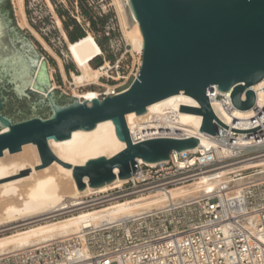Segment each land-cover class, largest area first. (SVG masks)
I'll list each match as a JSON object with an SVG mask.
<instances>
[{"label":"water","instance_id":"obj_1","mask_svg":"<svg viewBox=\"0 0 264 264\" xmlns=\"http://www.w3.org/2000/svg\"><path fill=\"white\" fill-rule=\"evenodd\" d=\"M0 10V156L35 143L42 165L57 158L50 139L63 140L77 129L91 130L111 119L127 147L111 158L102 156L75 166L79 190L130 178L138 159L148 163L169 160L173 150L195 149L199 138H155L134 143L127 124L130 112L143 114L150 104L182 91L201 107L181 105L180 111L203 116L201 130L215 135L217 124L235 132H252L264 126L240 130L220 121L211 105L208 89L214 85L229 91L233 105L247 110L256 101L253 85L264 79V0H129L144 37L139 75L120 94L80 101L44 85L43 92L30 88L41 53L16 24L10 0ZM45 63V62H44ZM246 91L247 99L242 100ZM47 92V95L44 94ZM119 169V173L115 169ZM31 168L10 179L29 174Z\"/></svg>","mask_w":264,"mask_h":264},{"label":"built area","instance_id":"obj_2","mask_svg":"<svg viewBox=\"0 0 264 264\" xmlns=\"http://www.w3.org/2000/svg\"><path fill=\"white\" fill-rule=\"evenodd\" d=\"M109 62L111 66L105 63L100 68L115 79L109 74L114 70L121 74L123 68ZM111 86L114 91L109 94L107 88L101 98L126 89ZM253 90L256 101L247 117L236 115L233 89L216 92L214 85L208 96L211 105L212 99H219L229 112L226 118L216 114L222 123L249 130L264 123V83ZM246 99L245 91L242 100ZM155 122L156 118L149 123ZM215 133H209L212 144H200L197 151L173 150L169 160L155 164L138 160L140 170L123 184L85 196L72 207L71 212L78 213L157 194L168 201L162 209L87 232L89 258L82 256L84 245L73 236L5 256L0 264H264V126L242 133L217 124ZM155 138L190 137L165 127L144 131L138 140L132 137L134 143ZM204 175L217 184L185 199L173 198V191L190 187ZM70 252L75 258L66 259Z\"/></svg>","mask_w":264,"mask_h":264},{"label":"bare ground","instance_id":"obj_3","mask_svg":"<svg viewBox=\"0 0 264 264\" xmlns=\"http://www.w3.org/2000/svg\"><path fill=\"white\" fill-rule=\"evenodd\" d=\"M47 1L52 7L51 1ZM17 3L26 22L24 2L23 0H17ZM114 3L117 7L126 40L133 46L134 50L141 54V68L144 37L133 14L130 2L129 0H114ZM25 22L20 24L24 25ZM58 24L62 28L60 20H58ZM64 35L69 55L79 71V73H72L73 84L77 87L101 84V77L107 74V72L106 69L94 68L92 65V62L103 54V49L95 36L92 33H88L73 42L65 32ZM60 63L63 66L61 60ZM105 66H111L110 62L107 61ZM48 67L44 63L43 58H41L30 88L43 92L41 89L50 82L51 86L49 89L52 91L55 89L53 75L50 70L48 71ZM263 83L264 79L252 87L257 90ZM107 88L109 94L115 89L111 85H107ZM215 90L216 92H223L218 89L217 85H215ZM183 93L185 92L182 91L150 104L147 111L143 114H136V112L128 113L126 120L133 139L138 140L142 137L144 131H148L149 129L155 130L165 127L173 130L180 129L187 137L199 138V145L210 146L212 141L210 140L209 133L201 130L203 116L180 111L181 105L201 107L195 98ZM44 94L47 95V92H44ZM74 94L80 101L101 98L100 93L93 89H88L82 93L75 91ZM212 107L221 118L229 116V112L219 99H212ZM251 113V109H239L236 111V115L239 117H247ZM155 118V123H149L151 119ZM7 130H9L8 127L0 129L3 132ZM199 145L194 151L199 149ZM49 146L59 160L72 166L68 168L57 160H54L45 167L35 169L36 166L43 164L39 148L35 143L24 144L22 150L14 153H10V150L6 149L4 154L0 156V180L21 174L20 171L28 168L32 170L27 175L0 182V227L8 226V224L21 219L27 221L38 217L43 218L35 221L36 223H24L20 225L21 227L30 225L28 229H16L15 232L0 237V261L5 256L22 252L27 248L54 241L66 242L73 236H78V239L84 245L82 256L89 258L91 253L88 252V247L85 243L87 232L90 230L104 228L125 217L149 213L166 207L168 203L167 199L157 194L148 198L115 203L99 209H84L78 213L68 215L69 212L73 211L71 208L81 204L80 201L85 196L104 192L126 181V179L117 177L111 183L100 187H92L89 184L90 178L85 176L84 180L87 183V187L79 190L73 176L75 166H83L89 160L102 156L111 158L127 147V143L119 138L113 120L108 119L99 122L91 130L77 129L67 139H50ZM138 160L139 162H145L143 159ZM115 172L118 174L119 169L116 168ZM215 184L217 182L211 181L209 175H204L199 182L190 187L173 191V198L175 200L185 199L196 195L202 188L209 189ZM64 214L68 216L58 220V216ZM75 255L73 252H70L66 259H73ZM78 264L92 263L90 261H83Z\"/></svg>","mask_w":264,"mask_h":264},{"label":"rangeland","instance_id":"obj_4","mask_svg":"<svg viewBox=\"0 0 264 264\" xmlns=\"http://www.w3.org/2000/svg\"><path fill=\"white\" fill-rule=\"evenodd\" d=\"M10 1L16 24L41 53L46 66H49L48 71L50 70L53 75L55 89L58 88L73 97H76L75 91L82 93L88 89L96 90L101 95L107 89V85L128 88L135 80L140 69L141 54L126 40L114 0H50L52 7L47 0H23L26 22L17 0ZM58 20L61 21L62 28ZM93 21L96 22L95 26ZM23 22H25L24 25H21L20 23ZM78 27L85 35L92 33L103 45V54L92 62L94 68H100L107 61L120 63L123 68L121 74H118L116 70L109 74L115 79L104 74L101 77V84L80 87L73 84L72 73H79V71L69 55L64 32L66 34L76 32ZM70 214L73 212L68 213ZM68 215H60L58 220ZM38 218L27 221L21 219L8 226L0 227V237L11 234L16 229H28L30 225L22 227L20 225L36 223L35 221L43 219Z\"/></svg>","mask_w":264,"mask_h":264},{"label":"trees","instance_id":"obj_5","mask_svg":"<svg viewBox=\"0 0 264 264\" xmlns=\"http://www.w3.org/2000/svg\"><path fill=\"white\" fill-rule=\"evenodd\" d=\"M93 25L94 26L96 25L95 21H93ZM67 35H68L69 39L74 42V41L78 40L79 38L85 36V33L81 30L80 27H78L76 32H69ZM98 43L100 44L101 48L103 49L102 43L100 41H98Z\"/></svg>","mask_w":264,"mask_h":264},{"label":"flooded vegetation","instance_id":"obj_6","mask_svg":"<svg viewBox=\"0 0 264 264\" xmlns=\"http://www.w3.org/2000/svg\"><path fill=\"white\" fill-rule=\"evenodd\" d=\"M5 5H6V2H5V3H3V4H2V6L0 7V10H1V12H2V13H5V12H4Z\"/></svg>","mask_w":264,"mask_h":264}]
</instances>
